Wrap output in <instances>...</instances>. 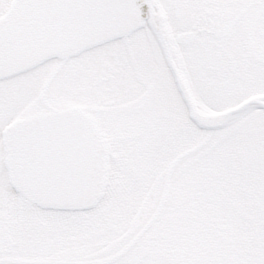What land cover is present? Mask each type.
I'll list each match as a JSON object with an SVG mask.
<instances>
[{"label": "snow or ice", "instance_id": "obj_1", "mask_svg": "<svg viewBox=\"0 0 264 264\" xmlns=\"http://www.w3.org/2000/svg\"><path fill=\"white\" fill-rule=\"evenodd\" d=\"M0 264H264V0H0Z\"/></svg>", "mask_w": 264, "mask_h": 264}]
</instances>
